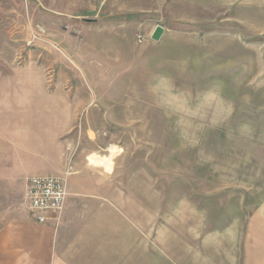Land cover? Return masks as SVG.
<instances>
[{
    "label": "rangeland",
    "instance_id": "obj_1",
    "mask_svg": "<svg viewBox=\"0 0 264 264\" xmlns=\"http://www.w3.org/2000/svg\"><path fill=\"white\" fill-rule=\"evenodd\" d=\"M0 72L42 73L43 103L83 106L66 170L141 221L149 254L161 239L196 264L239 263L264 199V0H0ZM52 133L33 126L18 152L44 175ZM2 178L4 220L27 216L30 177Z\"/></svg>",
    "mask_w": 264,
    "mask_h": 264
},
{
    "label": "crops",
    "instance_id": "obj_2",
    "mask_svg": "<svg viewBox=\"0 0 264 264\" xmlns=\"http://www.w3.org/2000/svg\"><path fill=\"white\" fill-rule=\"evenodd\" d=\"M2 86L13 88V96L10 103L0 107V121L4 123L0 124V161L10 160L11 165L0 163V181L5 176H46L18 153L20 145L28 142L27 133L33 126L54 131L47 152L55 151L53 158L58 170L47 175H61L75 166V144H70L68 134L76 126L83 106L56 107L43 103L42 94L50 90L46 77L39 72H0ZM69 144L73 151L66 154ZM94 160L91 158L92 162ZM19 161L25 163L21 165ZM74 176L70 173L68 195L57 220L39 225L28 214H16L5 221L0 212V264H196L194 249L192 254L188 251L187 256L181 258L174 254L173 242L170 254L169 246L161 239L159 253L156 245L155 252L149 254L148 233L135 225L141 221L117 215L116 201L92 194L81 195L84 190L77 188ZM230 264H264V199L254 206L245 223L239 263L236 260Z\"/></svg>",
    "mask_w": 264,
    "mask_h": 264
},
{
    "label": "built area",
    "instance_id": "obj_3",
    "mask_svg": "<svg viewBox=\"0 0 264 264\" xmlns=\"http://www.w3.org/2000/svg\"><path fill=\"white\" fill-rule=\"evenodd\" d=\"M42 28L36 26L32 31V40H38ZM140 41V39H139ZM70 175L65 171L61 175L32 176L26 181V212L37 224L44 225L57 220L62 213L68 195L67 181Z\"/></svg>",
    "mask_w": 264,
    "mask_h": 264
},
{
    "label": "water",
    "instance_id": "obj_4",
    "mask_svg": "<svg viewBox=\"0 0 264 264\" xmlns=\"http://www.w3.org/2000/svg\"><path fill=\"white\" fill-rule=\"evenodd\" d=\"M163 33V29L161 27H156L151 38L154 41H158Z\"/></svg>",
    "mask_w": 264,
    "mask_h": 264
}]
</instances>
